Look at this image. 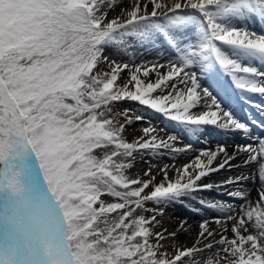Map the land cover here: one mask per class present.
Masks as SVG:
<instances>
[{
	"label": "snow or ice",
	"instance_id": "6c2138e0",
	"mask_svg": "<svg viewBox=\"0 0 264 264\" xmlns=\"http://www.w3.org/2000/svg\"><path fill=\"white\" fill-rule=\"evenodd\" d=\"M141 49L156 59L137 65ZM228 88L264 98V0H0V264H264V103L238 118ZM125 101L178 133L213 126L245 143L200 151L174 179L167 165L163 182L131 175L142 152L192 145L152 126L129 142L131 109L113 111ZM214 189L229 199L197 197ZM189 201L222 214L191 246L177 240L186 221L169 231L159 219Z\"/></svg>",
	"mask_w": 264,
	"mask_h": 264
},
{
	"label": "bare ground",
	"instance_id": "6f19581e",
	"mask_svg": "<svg viewBox=\"0 0 264 264\" xmlns=\"http://www.w3.org/2000/svg\"><path fill=\"white\" fill-rule=\"evenodd\" d=\"M121 2L127 3L128 0H121ZM248 26L253 30H257V31L260 30L259 25L255 21H250ZM222 93L223 92H221V94ZM223 101H224L223 104L225 106L230 107L232 110L235 108L231 103L227 102L226 100ZM167 127H170V125H167ZM211 128L213 129L215 138L210 137L211 134L209 133V129ZM207 133L208 135H210L209 138L203 140L204 142H202L204 145H206V147L199 146V142H201L200 138L192 137L190 133L189 136H187L185 133H178L179 140L176 146L184 147L187 146L188 144H191L192 145L191 150L183 153L165 152L161 156H154L153 154H149V153H141L137 156L135 169H137L140 172H144L148 168L154 166L155 162L163 161L164 162L163 167H165L166 165L169 166L168 175L172 177L174 175L175 169L180 168L183 165L189 163L202 150H215L218 145L227 144L229 146L228 151L232 152L233 151L232 146L240 144L239 138L237 136H230L227 135V133L226 134L221 133L218 129H216L213 126H207L205 132L202 135ZM235 174H238L235 170H233L231 173L227 171H222L219 174H215L213 179L214 181H220L224 178H227L230 175H235ZM256 187H258V185L255 187L252 185H246V188L251 192L250 199L252 201H255L258 198ZM197 197L203 198L206 201H210V202H214L216 200L225 201L224 199L219 198L215 191L198 193ZM192 206H193L192 202L190 201L186 202L184 205L173 204L164 208L163 215L159 217L163 226L168 228L169 231L174 230V228L178 226L182 221H186L187 230L180 232V234L177 237L178 242L179 243L181 242L182 245L191 246L193 244V242L197 237V233L199 231V224L202 222V220H208L210 222L211 227L217 231H219L221 227L220 225H217L214 222H212V220L214 216L222 215V214L215 213L212 210H207L202 212L200 215H197L189 210ZM231 223L232 222H228L229 228L231 227ZM227 234H231V232L229 231ZM218 238L219 237L217 236V239ZM174 243L175 242L171 240L167 242V244H174Z\"/></svg>",
	"mask_w": 264,
	"mask_h": 264
},
{
	"label": "rangeland",
	"instance_id": "374dc122",
	"mask_svg": "<svg viewBox=\"0 0 264 264\" xmlns=\"http://www.w3.org/2000/svg\"><path fill=\"white\" fill-rule=\"evenodd\" d=\"M118 3H121V0H118ZM117 11H119V8H117ZM150 51V50H149ZM129 56H133V53L130 52L128 54ZM156 59L155 56L149 55L147 52H145L144 50H137L134 54V61L137 65H142V64H150L151 62H153ZM107 70V69H105ZM143 78V77H142ZM145 79V83L149 82V80L153 81L156 79L155 76H153L152 74H150L149 78H143ZM128 80V73H123L122 74V80L118 81V83H124ZM166 93L161 92L160 90H157L156 93H153V96H157V95H164ZM241 98V97H240ZM251 99L254 103H258L256 99H253V97L249 98ZM245 110L250 112V111H257L255 108L249 106H244ZM125 109H131L130 113H127L128 116H130V118L133 120V123L131 125H129L126 128L125 131V137L129 142H134V140L137 137H140L143 135V128L144 127H149L152 126L154 128H156L157 133L159 137L162 138H166L168 135H172V134H177L178 132H176V130L173 127V124L171 121L167 120L166 118H164L162 115L155 113L153 110L147 108L146 106H141L138 104V102H128L125 101L119 105H117L116 108L113 109L114 112H124ZM141 116L144 117V119L137 121V117ZM124 119H120V123H124ZM166 123L168 125H170V127H167ZM212 129V128H211ZM187 136H189V133H185ZM211 134L213 133V129L211 130ZM230 134V136H233V134ZM215 135V134H214ZM237 136H243L240 133L236 134ZM210 135L204 134L201 135L199 138L201 140V142H199V146H203L206 147V145H204L202 142H204L203 140H206L207 138H209ZM211 137V136H210ZM215 138V137H212ZM220 142V141H219ZM236 142V141H235ZM234 142V143H235ZM201 143V144H200ZM237 143V142H236ZM239 143L243 144L245 143V139H239ZM142 153H149L148 151L142 152ZM141 154V153H140ZM236 163H241V161H236ZM163 161H158L155 162L154 166L150 167L152 169V173L155 176V180L156 182H163L164 181V177L163 174L161 173V169L163 168ZM131 175H142L143 172L138 171L137 169H135V167L131 170ZM234 174V173H233ZM236 175V174H235ZM169 178L174 179V175L172 177H170L168 175ZM215 190V189H214ZM218 191V190H217ZM219 191H221L220 195L218 196L221 199H224L225 201H227L229 198L227 196L222 195L223 194V189H219ZM106 202H112L113 198L104 197ZM148 207H154V205L149 204ZM139 212V210H138ZM144 214L146 216H150L153 213L152 212H148V213H141ZM229 237H231L232 234H227ZM180 244H182L180 242Z\"/></svg>",
	"mask_w": 264,
	"mask_h": 264
}]
</instances>
